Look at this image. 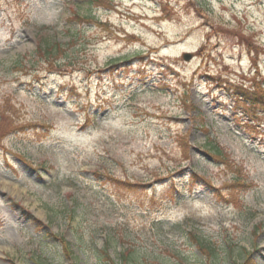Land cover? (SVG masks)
<instances>
[{
	"label": "rangeland",
	"instance_id": "1",
	"mask_svg": "<svg viewBox=\"0 0 264 264\" xmlns=\"http://www.w3.org/2000/svg\"><path fill=\"white\" fill-rule=\"evenodd\" d=\"M45 42L72 72L24 59ZM256 60L264 83V0H0V264H91L112 234L142 264H264V114L233 91Z\"/></svg>",
	"mask_w": 264,
	"mask_h": 264
},
{
	"label": "trees",
	"instance_id": "2",
	"mask_svg": "<svg viewBox=\"0 0 264 264\" xmlns=\"http://www.w3.org/2000/svg\"><path fill=\"white\" fill-rule=\"evenodd\" d=\"M255 52H259V49L257 46H254ZM36 57L39 58V60H44L48 65L51 64H59L67 60V51L65 48H62L60 44H54L49 45L47 42L43 43V45H40V47L37 48L36 51ZM34 59H36L34 57ZM242 91V92H241ZM241 95L245 97L251 96V92H246L241 90ZM196 250L200 252L202 257H204V263L205 260L208 261V263L212 262L216 256V246L213 243L210 242H202L195 240L192 242ZM122 249L116 251L114 257L111 258L110 254L107 252L108 250H104L107 248L106 246L101 247L99 250H97L94 255H96V264H142V261L140 259V256L136 253H133L132 246L128 245L124 247V244L121 245ZM180 262H175L176 264H183L184 259L182 257L178 258ZM105 260V261H103ZM176 261V260H175ZM80 262V260L76 261L75 263ZM242 264H253L249 254L244 256Z\"/></svg>",
	"mask_w": 264,
	"mask_h": 264
}]
</instances>
